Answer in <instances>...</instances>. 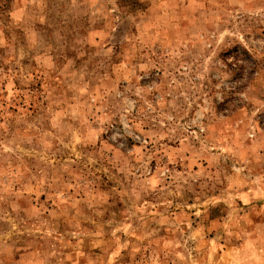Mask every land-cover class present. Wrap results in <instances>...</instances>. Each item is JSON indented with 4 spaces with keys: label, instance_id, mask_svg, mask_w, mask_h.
I'll use <instances>...</instances> for the list:
<instances>
[{
    "label": "rangeland",
    "instance_id": "374dc122",
    "mask_svg": "<svg viewBox=\"0 0 264 264\" xmlns=\"http://www.w3.org/2000/svg\"><path fill=\"white\" fill-rule=\"evenodd\" d=\"M0 264H264V0H0Z\"/></svg>",
    "mask_w": 264,
    "mask_h": 264
}]
</instances>
